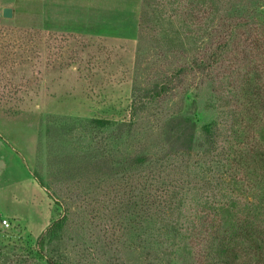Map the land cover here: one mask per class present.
<instances>
[{
  "label": "rangeland",
  "instance_id": "rangeland-1",
  "mask_svg": "<svg viewBox=\"0 0 264 264\" xmlns=\"http://www.w3.org/2000/svg\"><path fill=\"white\" fill-rule=\"evenodd\" d=\"M3 7L14 15L0 21V264H46L33 251L56 221L44 253L68 264H207L197 212L232 204L264 223V180L247 168L264 111L241 97L264 63V0ZM222 43L221 67L190 70ZM181 68L173 90L133 106ZM192 101L210 134L174 119Z\"/></svg>",
  "mask_w": 264,
  "mask_h": 264
},
{
  "label": "trees",
  "instance_id": "trees-1",
  "mask_svg": "<svg viewBox=\"0 0 264 264\" xmlns=\"http://www.w3.org/2000/svg\"><path fill=\"white\" fill-rule=\"evenodd\" d=\"M258 54L263 56L264 61V45L260 44ZM226 44L219 45L215 53L195 60L190 66V70L202 73L207 70L211 71L218 67H221L222 56L226 49ZM260 68L264 72V63L256 65L254 74L250 77H245L243 80V88L241 89V97L246 104L255 112L261 114L264 111V83L262 79L257 75L260 72ZM185 73V69L181 68L169 76L164 83H156L153 86L146 89V91L138 92L133 99V106L136 107L141 102L144 103L157 96H162L173 90L177 86L180 76ZM193 106V114L191 116L177 115L174 119H179L178 124L187 127L192 126L193 129L200 127L204 134H210V123H203L201 112L198 110L195 101L189 103ZM262 111V112H261ZM203 115V114H202ZM99 124H105L106 121L99 120ZM199 125V126H198ZM191 141V136H190ZM260 150H257L248 157V170L253 173L256 179L264 180V144L260 145ZM140 164H144V159L139 160ZM262 182V181H261ZM264 186V182H263ZM130 200V197H129ZM133 199H131L132 201ZM132 206L137 207L136 202L130 203ZM198 218V225L204 224L203 232H206L207 244L206 251L203 259L207 264H264V223L256 222L257 213L254 211L248 212L244 217L243 214H238V209L233 210L231 205H219L218 207L208 206L207 209L200 214L196 213ZM222 218V219H221ZM220 219V220H219ZM264 221V220H263ZM62 221H56L52 227H49L38 240V249L33 251L36 255V259L44 260L46 264H68L65 261L58 260L52 255L45 254V249L49 244H53V238L57 237L59 230L61 229ZM183 238H190L189 232L180 233ZM194 234V233H193ZM189 254L193 252V247H190ZM6 261L5 264H10L11 258L9 256L3 257ZM113 260V258H112ZM118 261L112 264H118Z\"/></svg>",
  "mask_w": 264,
  "mask_h": 264
},
{
  "label": "water",
  "instance_id": "water-1",
  "mask_svg": "<svg viewBox=\"0 0 264 264\" xmlns=\"http://www.w3.org/2000/svg\"><path fill=\"white\" fill-rule=\"evenodd\" d=\"M14 10L12 7H3L2 10H0V21L5 19H11L13 18Z\"/></svg>",
  "mask_w": 264,
  "mask_h": 264
},
{
  "label": "built area",
  "instance_id": "built-area-1",
  "mask_svg": "<svg viewBox=\"0 0 264 264\" xmlns=\"http://www.w3.org/2000/svg\"><path fill=\"white\" fill-rule=\"evenodd\" d=\"M2 223H3V225H4V226H6V227H7V226H9V223H8V221H7V220H3V222H2Z\"/></svg>",
  "mask_w": 264,
  "mask_h": 264
}]
</instances>
